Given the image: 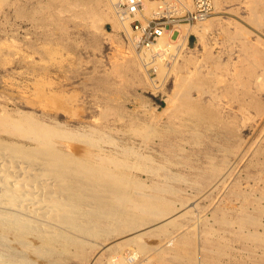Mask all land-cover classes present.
I'll return each mask as SVG.
<instances>
[{
    "label": "rangeland",
    "instance_id": "1",
    "mask_svg": "<svg viewBox=\"0 0 264 264\" xmlns=\"http://www.w3.org/2000/svg\"><path fill=\"white\" fill-rule=\"evenodd\" d=\"M249 1L209 0L211 20L199 22L205 32L202 28L201 37L187 34L186 46L174 56L175 66L153 90L149 78L159 83L162 76L151 65L145 70L137 63L128 66L138 49L110 21L98 20L96 13L87 17L82 3L0 0V112L19 109L46 122L48 116L56 118L73 130L99 129L117 147L129 145L145 155L146 160L128 157L142 164L131 173L146 186L165 181L173 188L162 195L173 201L178 226L169 225L164 232L151 227L143 235L147 252L133 253L121 264H147L152 252L180 236L189 237L192 264H264V22L259 13L264 2L253 10ZM188 2L190 11L193 1ZM97 7H105L103 0ZM173 26L164 38L168 47L158 55L161 64L170 62L180 46L171 36ZM245 66L254 73L248 89L240 83L247 74L237 76ZM196 78L206 84H196ZM170 92L174 105L167 102ZM182 96L215 116L216 123L207 125L186 115L198 131L196 140L188 129L178 128L174 111ZM132 124L140 129L131 130ZM169 125L173 130L165 131ZM149 127L155 130L147 134ZM166 137L172 140L170 149L163 147ZM58 145L73 148L79 140L58 139ZM101 146L115 150L106 142ZM151 165L152 172L147 170ZM258 207L262 210L257 212ZM219 209L226 215L223 223L216 219ZM244 213L255 222L240 221ZM251 233L257 236L250 238ZM83 239L89 244L78 250L70 245L63 252L30 256L0 236V261L18 256L34 264H114L108 256L132 250L131 245L105 250L97 235Z\"/></svg>",
    "mask_w": 264,
    "mask_h": 264
},
{
    "label": "bare ground",
    "instance_id": "2",
    "mask_svg": "<svg viewBox=\"0 0 264 264\" xmlns=\"http://www.w3.org/2000/svg\"><path fill=\"white\" fill-rule=\"evenodd\" d=\"M65 1L82 3L85 8L83 12L87 14V17L96 13L98 20H108L115 28L125 30L127 33L129 31L128 19L117 12L119 0H103L105 7L101 10L97 7V3L101 0ZM188 1L168 2V5L164 6L166 11H163V6L158 8V3L145 0L141 15L150 18L161 12L179 14L191 9ZM262 1L264 2V0L249 2L253 10H256ZM259 13L260 20L264 22V10H259ZM209 19L210 17L200 19L196 21L197 25L193 22L174 24L171 36L179 40L180 46L177 45V50L170 62L161 64L158 56L160 53L157 51L158 46L169 45L164 40L167 31H170L167 29L157 37L155 42L141 51L133 52V58L128 66L132 67V63H137L136 65L145 70L147 65H151L157 75L162 78L157 83L155 79L148 77L149 86L153 90L160 88L167 73L175 66L178 55L175 58L174 56L179 53L180 47L186 46L187 34L194 31L201 37L204 29L201 23ZM181 26L182 29L179 28ZM170 46H174L173 43ZM163 67L166 69L165 72ZM249 67L245 66L237 73V76L241 73L247 74L240 78L241 86L247 89L248 80L254 74ZM195 83L206 84V80L196 78ZM247 89L244 90L247 91ZM172 97L170 92L167 102L174 105ZM53 103L56 105V101ZM59 103L61 105V101ZM174 112L175 117L178 118V128L188 129L194 140L198 137V131L186 122V115L200 121H207V125L216 123L213 111L191 101L190 97L182 96L175 104ZM48 118L50 120L46 122L43 116L19 109L12 112L5 110L0 112V236L4 240L9 239L30 256H38L66 251L70 245H74L78 250V247L89 244L83 237L97 235L101 239L100 246L105 250H125L126 246H132L129 252L123 251L119 252V255L108 256V262L121 264L126 258H131L133 253L147 252L150 246L143 240V235L151 227L164 232L169 225L178 226L174 220L177 212H175L173 201L162 195L164 192H173V188L164 180V182H153L151 186H146L139 177L131 173L133 167L140 168L142 164L133 162L128 156H138L146 160L145 155L137 153L129 145L117 147L114 140L99 129L73 130L60 124L56 118L49 116ZM131 126V130L138 131L141 125L132 124ZM164 129L170 131L173 127L169 125ZM146 130L145 132L149 134L155 129L149 127ZM58 139L60 141L61 139L79 140V145L63 149L58 145ZM165 139L163 147L170 149L172 140L170 137ZM104 142L115 150L103 149L101 145ZM148 166L147 170L152 172L154 165ZM209 166L213 168V164ZM260 210L262 209L258 207L256 211ZM216 219L219 223L225 222V213L220 209L217 210ZM248 219L255 222V218L245 213L240 221ZM109 234L111 236H108ZM249 236L255 238L257 235L251 233ZM188 240L189 237L185 236L171 240L164 248L161 247L152 252L147 264H172L173 262L192 264L193 247ZM0 264L34 263L29 257L13 256L10 259L1 260Z\"/></svg>",
    "mask_w": 264,
    "mask_h": 264
},
{
    "label": "built area",
    "instance_id": "3",
    "mask_svg": "<svg viewBox=\"0 0 264 264\" xmlns=\"http://www.w3.org/2000/svg\"><path fill=\"white\" fill-rule=\"evenodd\" d=\"M145 0H119L117 3V12L120 16L128 19V26H130L128 33L123 31V36L126 41L132 45L135 49L143 50L151 43L155 42L157 37L160 36L167 30V27L174 25V21L182 22H193L200 19H204L208 16L211 10V5L209 0H193V9L189 12L183 13L181 15L174 16L172 13L161 12L155 16L145 18L141 15L143 2ZM158 3L159 7L163 6L162 10L166 11L164 6L167 3H172L173 0H150ZM138 16L144 19L141 20ZM170 17H174L170 19ZM166 45L159 46L157 51L161 53L164 51ZM168 47V46H167Z\"/></svg>",
    "mask_w": 264,
    "mask_h": 264
}]
</instances>
